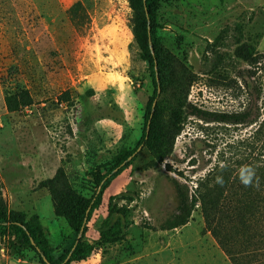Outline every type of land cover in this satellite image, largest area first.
I'll use <instances>...</instances> for the list:
<instances>
[{
	"label": "rangeland",
	"instance_id": "rangeland-1",
	"mask_svg": "<svg viewBox=\"0 0 264 264\" xmlns=\"http://www.w3.org/2000/svg\"><path fill=\"white\" fill-rule=\"evenodd\" d=\"M131 17L128 0H0V196L7 208L37 217L57 257L74 233L55 216L49 192L39 183L62 167L71 185L88 196L94 189L91 173L99 167L105 173L132 152L128 167L104 189L85 234H78L93 252L71 264H130L131 255L144 247L153 251L179 236L217 242L198 204L180 235L158 229L177 204L173 180L193 193L199 181L221 168L264 160L261 133L255 135L264 123V0H158L155 38L166 75L156 97L158 117L162 125L171 121L180 127L163 159L169 140L138 147L155 89ZM238 21L245 22L244 40L255 46L258 62L236 59L228 44L219 48L216 65L214 54H203L206 42ZM24 89L31 105L9 112L5 96ZM180 102L208 112L247 111L251 123L185 116ZM110 197L124 215L108 213ZM263 217L254 225L262 234L235 250L241 262H264ZM115 221L121 238L95 242ZM151 259L143 264H159ZM0 264L42 262L7 232L0 238Z\"/></svg>",
	"mask_w": 264,
	"mask_h": 264
},
{
	"label": "trees",
	"instance_id": "trees-1",
	"mask_svg": "<svg viewBox=\"0 0 264 264\" xmlns=\"http://www.w3.org/2000/svg\"><path fill=\"white\" fill-rule=\"evenodd\" d=\"M132 10L131 27L135 42L141 50L142 59L147 63L152 78L154 93L147 105L145 113V130L138 147L152 146L151 142L164 139L169 140L168 149L161 157L167 156L172 150L175 136L180 127L177 123L169 122L162 125L158 117L156 97L163 91L166 80L164 66L155 38L156 13L158 0H128ZM77 4V2L72 6ZM245 22L238 21L220 30L213 40L207 41L204 53L216 56V65L221 59L219 48L228 45L233 46L232 56L248 65H254L259 59L255 46L244 40ZM229 40V43L227 41ZM227 43V44H226ZM216 66L210 70H214ZM189 80L188 84H191ZM6 109L16 112L31 105L32 99L29 92L24 89L18 93L7 94L4 98ZM180 107L187 109L185 116H197L205 120L229 124L251 123L247 111L217 113L201 110L189 103L180 102ZM263 128V131H262ZM261 130V132H260ZM260 135V155H264V123L261 122L255 135ZM257 139L258 136L256 137ZM151 141V142H150ZM136 150V149H135ZM134 150V151H135ZM133 151V152H134ZM132 152L118 157L105 171L102 167L91 173L94 189L90 195H83L69 182L66 172L58 167L54 176L42 180L39 186L46 188L51 197L55 216L63 218L68 227L74 233L73 242L57 257L46 245L42 228L38 218H27L26 214L9 210L5 200L0 196V238H5L7 232L23 241L39 257L42 264H71L75 261L85 260L94 249L88 242L82 241V235L87 230V222L91 214L101 203L102 193L112 179L130 164L129 157ZM241 165V163H239ZM243 166V165H241ZM229 165V171L221 168V172L211 178L206 175L193 193H189L186 187L173 180V186L177 194V204L170 213L158 225L160 230H173L185 225L195 206L198 204L206 227L212 233L219 246L229 257L232 264H251L241 262L239 251L241 248L253 244L254 239L262 234V228L258 230L254 225L264 214V160L260 165L252 162L244 168ZM226 193L229 197H226ZM114 197L108 200V213L125 214L123 208L114 203ZM264 223V217H263ZM146 228H156L145 225ZM261 227V225H260ZM264 227V226H263ZM81 233V237L78 234ZM119 233V221L110 223L99 232L98 244L115 243L121 238ZM264 264V262L254 263Z\"/></svg>",
	"mask_w": 264,
	"mask_h": 264
},
{
	"label": "crops",
	"instance_id": "crops-1",
	"mask_svg": "<svg viewBox=\"0 0 264 264\" xmlns=\"http://www.w3.org/2000/svg\"><path fill=\"white\" fill-rule=\"evenodd\" d=\"M183 228L181 226L174 230L181 233ZM161 232H167V230H161ZM148 249L149 247H144L141 253L131 255L130 264H143L151 258L156 259L159 264H218V261L221 264H228L227 262L232 264L215 241L203 243L195 238L186 241L179 236L175 241H163L159 247L152 249L153 251Z\"/></svg>",
	"mask_w": 264,
	"mask_h": 264
},
{
	"label": "water",
	"instance_id": "water-1",
	"mask_svg": "<svg viewBox=\"0 0 264 264\" xmlns=\"http://www.w3.org/2000/svg\"><path fill=\"white\" fill-rule=\"evenodd\" d=\"M128 159H130V157Z\"/></svg>",
	"mask_w": 264,
	"mask_h": 264
}]
</instances>
